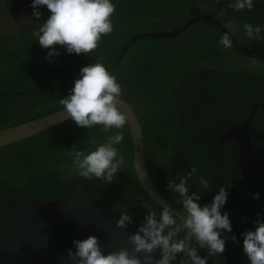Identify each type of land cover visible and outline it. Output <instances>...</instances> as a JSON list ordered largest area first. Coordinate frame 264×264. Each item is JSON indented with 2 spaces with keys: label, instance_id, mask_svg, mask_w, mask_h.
Returning <instances> with one entry per match:
<instances>
[{
  "label": "trees",
  "instance_id": "obj_1",
  "mask_svg": "<svg viewBox=\"0 0 264 264\" xmlns=\"http://www.w3.org/2000/svg\"><path fill=\"white\" fill-rule=\"evenodd\" d=\"M113 30L102 35L89 54L69 53L56 45L58 54L47 56L36 40L16 43L0 33V129L21 124L62 109L59 99L68 94L79 70L89 63H102L122 87L121 98L134 108L142 126L145 158L156 188L176 203L177 194L167 188L169 179L179 181L193 166L189 192L201 194L209 203L224 186L232 223L225 232L224 253L230 264H249L242 250L241 235L264 217V123L261 108L253 115L250 139L257 151V169L247 183L232 186L241 177L240 147L235 140H221L230 126L245 121L250 110L264 102V60L240 52L233 44L223 48L221 30L211 21L193 23L179 35L131 38L143 32L172 31L203 13L213 15L235 40L264 53V31L260 41L249 40L242 25L264 26V3L251 11H234L228 0H113ZM230 25L236 31H230ZM254 62V63H253ZM111 131H123L117 145L126 165L112 182L93 177L86 180L70 172L71 149H93ZM105 133L101 126H78L69 119L39 134L0 147V201L61 199L93 210L119 214L128 211L134 225L144 222L152 205H161L142 187L135 170L129 124ZM210 182L205 190L198 177ZM259 192V198L253 194ZM177 204V203H176ZM178 205V204H177ZM180 206V205H179ZM232 234L237 236L233 241ZM205 256L207 250L199 249ZM182 254L172 264H179ZM208 264L213 259L208 258ZM217 264V263H216Z\"/></svg>",
  "mask_w": 264,
  "mask_h": 264
},
{
  "label": "clouds",
  "instance_id": "obj_2",
  "mask_svg": "<svg viewBox=\"0 0 264 264\" xmlns=\"http://www.w3.org/2000/svg\"><path fill=\"white\" fill-rule=\"evenodd\" d=\"M259 3H264V0H228V7L236 12L251 11ZM31 6L32 16L37 19L42 15L40 6L50 10L47 19L33 31L41 47L49 49L48 57L58 54L56 45H63L69 53L89 54L97 48L102 35L113 30V0H31ZM242 28L249 40L262 39L264 26L245 22ZM236 30L235 25H230L231 32ZM218 43L225 49L232 47L229 32H224ZM79 73L68 94L59 99L68 117L81 127L99 125L105 133L123 129L128 123V113L118 104L122 87L117 78L102 63L83 65ZM124 140L123 131H111L93 149L73 147L70 172L86 180L95 177L102 182H112L117 171L126 165L125 156L116 147ZM136 167H141L138 162ZM197 171L193 166L180 175L178 182L169 179L166 185L177 194L176 203L185 213L183 218L166 203H161L158 212L152 205L145 204L149 211L144 222L128 237L134 246L132 252H143L142 258L130 254L127 248L105 253L98 237L90 234L83 239H73V247L67 249L68 259L73 264H172L178 254H182L179 264H208L209 257L216 264V254L225 249L223 233L232 230L228 211H222L228 191L220 186L209 203L201 204V194L189 192V180ZM198 181L203 189H210V182L203 175L198 177ZM259 196V192L253 194L254 199ZM133 222L128 211H120L116 226L125 227ZM254 224L253 228L241 233L242 250L249 264H264V217L258 216ZM230 238L237 240L235 234ZM201 248L207 250V255L198 254ZM156 251L159 252L158 258L152 255Z\"/></svg>",
  "mask_w": 264,
  "mask_h": 264
},
{
  "label": "water",
  "instance_id": "obj_3",
  "mask_svg": "<svg viewBox=\"0 0 264 264\" xmlns=\"http://www.w3.org/2000/svg\"><path fill=\"white\" fill-rule=\"evenodd\" d=\"M211 21L222 32H229L217 18L209 13L187 20L182 26L172 31L143 32L131 38L154 36L156 38L172 37L181 34L193 23ZM232 44L242 53L264 60V53L239 43L229 32ZM118 104L128 113V124L133 144V156L137 177L147 194L158 204L166 203L181 218L185 213L182 208L165 197L154 185L145 158V142L139 118L132 105L121 98ZM261 108L264 123V102L253 106L248 118L242 123L230 126L221 134V140H235L240 153L238 162L241 177L232 186H247L248 181L257 169V151L249 135L255 111ZM71 119L63 110L0 129V147L34 136L64 121ZM140 168L136 167V163ZM119 214L105 210H93L80 203L71 204L61 199L0 201V264H73L67 257V249L73 247L75 238H86L90 234L98 237L105 253L127 248L130 254L143 257L144 253H133V244L128 237L137 231V227L128 224L117 227ZM152 255L159 257V252ZM217 264H230L224 251L216 254Z\"/></svg>",
  "mask_w": 264,
  "mask_h": 264
},
{
  "label": "rangeland",
  "instance_id": "obj_4",
  "mask_svg": "<svg viewBox=\"0 0 264 264\" xmlns=\"http://www.w3.org/2000/svg\"><path fill=\"white\" fill-rule=\"evenodd\" d=\"M39 10L42 15L37 19L32 16L31 0H0V33L12 32L16 43L35 42L33 31L50 14L46 6H40Z\"/></svg>",
  "mask_w": 264,
  "mask_h": 264
}]
</instances>
